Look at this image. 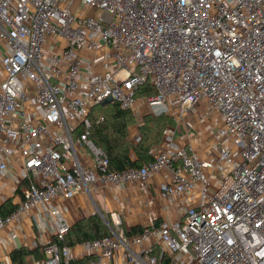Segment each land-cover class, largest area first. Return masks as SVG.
Instances as JSON below:
<instances>
[{
  "label": "built area",
  "instance_id": "obj_1",
  "mask_svg": "<svg viewBox=\"0 0 264 264\" xmlns=\"http://www.w3.org/2000/svg\"><path fill=\"white\" fill-rule=\"evenodd\" d=\"M0 75V179L11 163L23 173L0 241L36 210L54 234L24 264H74L58 198L163 169L173 178L161 196L188 197L182 217L130 234L113 213L85 264H264V0H0ZM145 84L155 94L137 97ZM140 100L176 121L204 104L214 154L178 145L167 127L152 161L111 170L88 116L107 102L137 112Z\"/></svg>",
  "mask_w": 264,
  "mask_h": 264
},
{
  "label": "crops",
  "instance_id": "obj_2",
  "mask_svg": "<svg viewBox=\"0 0 264 264\" xmlns=\"http://www.w3.org/2000/svg\"><path fill=\"white\" fill-rule=\"evenodd\" d=\"M0 79H2L1 75ZM138 107V111L133 112L137 124L131 127L129 134L130 139L134 142L140 140L138 125L142 124L145 116L149 115L141 100ZM140 109L142 110L140 111ZM203 109H205L204 104L200 105L197 110L187 114V117L180 121L173 118L175 126L172 128L175 129V141L178 145L190 144L202 157H206L208 153L214 154V136L210 133L212 124L207 121L206 117L208 116L205 117ZM211 115V121L216 120V116ZM161 142L153 146L152 149L160 148ZM22 174L21 165L11 163L6 177L0 179L1 217L7 216L21 202L18 187L23 180ZM172 178L173 173L168 169H163L151 175L145 184L127 183L116 188L94 186L92 187L93 198H90L86 193H78L72 199L58 198L55 205L71 224V227L82 219L94 215H99L104 221L101 214L104 215L107 221L112 222L111 215L113 213L120 216L121 227L126 231L134 227L143 228L162 220L175 222L182 217L183 210L188 205V197L163 198L161 196V185L170 182ZM53 235V229L41 212L36 210L24 213L18 220L8 224L2 231L0 264H16L12 260V254L15 251L41 249L44 244L52 240ZM86 244H77L71 247V254L76 258L75 262L84 258L91 259L88 255L82 257V254L87 251ZM43 256L42 251L40 258ZM31 258L36 257L34 254H30L26 257L25 262H28Z\"/></svg>",
  "mask_w": 264,
  "mask_h": 264
},
{
  "label": "trees",
  "instance_id": "obj_3",
  "mask_svg": "<svg viewBox=\"0 0 264 264\" xmlns=\"http://www.w3.org/2000/svg\"><path fill=\"white\" fill-rule=\"evenodd\" d=\"M154 94L155 90L148 84L141 86L136 92L137 97ZM88 119L91 123L89 138L95 146L107 154L110 169L114 171L141 167L152 161L153 156L150 151L153 146L161 142L165 128L175 126L169 115H147L142 124L138 125L140 140L134 142L129 134L131 127L137 124V119L132 111L121 109L117 103L107 102L94 106ZM141 231V227H134L129 232L132 234ZM109 234L110 231L105 222L99 215H94L73 225L62 244L72 247L92 242ZM30 254L40 258L42 250L20 249L12 254V260L16 264H24L26 257ZM89 261L88 258H84L74 264H85Z\"/></svg>",
  "mask_w": 264,
  "mask_h": 264
},
{
  "label": "rangeland",
  "instance_id": "obj_4",
  "mask_svg": "<svg viewBox=\"0 0 264 264\" xmlns=\"http://www.w3.org/2000/svg\"><path fill=\"white\" fill-rule=\"evenodd\" d=\"M212 115H210V114H208V117H206L207 118V121H209L210 120V123H214V120H212L211 121V117ZM187 117V116H186ZM173 119V118H172ZM173 122H174V125H175V121L173 120ZM195 126V125H194ZM138 128V135H139V127H137ZM211 130V129H210ZM217 132H218V125H214V127L212 128V130H211V135H213L214 137L216 136V134H217ZM161 140H162V138H161ZM197 144V142L195 143V145Z\"/></svg>",
  "mask_w": 264,
  "mask_h": 264
},
{
  "label": "water",
  "instance_id": "obj_5",
  "mask_svg": "<svg viewBox=\"0 0 264 264\" xmlns=\"http://www.w3.org/2000/svg\"><path fill=\"white\" fill-rule=\"evenodd\" d=\"M101 216H102V218L104 219V221H106V218L104 217V215H103V214H101Z\"/></svg>",
  "mask_w": 264,
  "mask_h": 264
}]
</instances>
